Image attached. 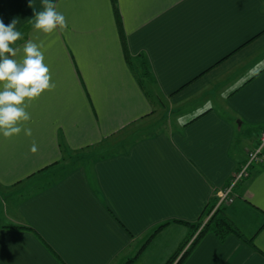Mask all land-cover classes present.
Listing matches in <instances>:
<instances>
[{
  "label": "crops",
  "instance_id": "crops-1",
  "mask_svg": "<svg viewBox=\"0 0 264 264\" xmlns=\"http://www.w3.org/2000/svg\"><path fill=\"white\" fill-rule=\"evenodd\" d=\"M51 2L66 27L45 34L42 0H0L55 84L26 101L31 136L0 133V264H165L260 142L264 0ZM160 108L168 127L130 134ZM215 213L241 236L207 231L182 264H264V150Z\"/></svg>",
  "mask_w": 264,
  "mask_h": 264
},
{
  "label": "clouds",
  "instance_id": "clouds-1",
  "mask_svg": "<svg viewBox=\"0 0 264 264\" xmlns=\"http://www.w3.org/2000/svg\"><path fill=\"white\" fill-rule=\"evenodd\" d=\"M43 10L33 8V28L36 33L51 34L57 27H66V18L57 11L51 0H42ZM29 7H32L30 0ZM18 20L5 24L0 19V133L5 138L19 135L22 131L31 136L30 128L23 127V122L30 120L26 110L29 103L40 97L43 92L55 87L49 67L44 63L42 44L29 40L24 44L22 59H16L18 49L13 47L22 38L17 30ZM38 39V35L36 37ZM37 151L33 143L31 149Z\"/></svg>",
  "mask_w": 264,
  "mask_h": 264
},
{
  "label": "trees",
  "instance_id": "trees-1",
  "mask_svg": "<svg viewBox=\"0 0 264 264\" xmlns=\"http://www.w3.org/2000/svg\"><path fill=\"white\" fill-rule=\"evenodd\" d=\"M141 69H142V71H141L142 76L141 77L142 78L145 77L146 79H149L150 75H151V72H150L148 64H147V62L145 60L142 63V68ZM209 209L211 210L212 207H209V208H207L205 210V212L203 214V217L205 216V214L208 213V211H210ZM218 213H215L210 218V220L202 228H201L202 220L192 224L191 232L189 234L188 239L186 240L187 242L200 229V231L198 232L194 242L192 243V246L190 248H187V250L181 255L180 252H181V250H183V247H184V245H183L181 250H179L178 252L174 253L167 260V262L165 264H182L183 261L185 260V258L187 257V255L191 252L192 248L196 245V243L200 239V237H202V235H204L207 231H213L219 237L220 240H224L230 233H235V234L241 236L239 230L234 226V224L229 219H227L226 217L219 216ZM163 226L164 225H162L159 228H157V230H155L154 233H156ZM176 260H177V262L175 263Z\"/></svg>",
  "mask_w": 264,
  "mask_h": 264
},
{
  "label": "built area",
  "instance_id": "built-area-1",
  "mask_svg": "<svg viewBox=\"0 0 264 264\" xmlns=\"http://www.w3.org/2000/svg\"><path fill=\"white\" fill-rule=\"evenodd\" d=\"M264 150V131L262 132L260 142L258 146L249 154V159L246 164H244L237 172H235L233 178L231 179L230 184L225 187L224 189L220 190L218 192L217 201L214 204L211 216L215 214V212L223 205L227 203V201L230 198V195L232 193L233 188L240 183L243 179L248 177L249 175V168L252 165L254 161H257L260 159V156L262 155V152ZM211 217L208 218V221ZM194 240V239H193ZM191 241V243L193 242Z\"/></svg>",
  "mask_w": 264,
  "mask_h": 264
},
{
  "label": "rangeland",
  "instance_id": "rangeland-1",
  "mask_svg": "<svg viewBox=\"0 0 264 264\" xmlns=\"http://www.w3.org/2000/svg\"><path fill=\"white\" fill-rule=\"evenodd\" d=\"M145 78V77H144ZM161 109V108H160ZM161 112H159V114H157V116L156 117H154V118H152V119H149V121L148 122H151L150 124H152V127H150V125H149V127L147 128V127H145V125H144V127H143V125L140 123V124H136L133 128H132V130L130 131V134L131 133H133L134 131H138L139 132V135H144V134H146V133H148V132H151V130H155V131H157L158 130V128H162V127H168V124L171 122L169 119V117L167 116V114H168V109H165V108H163V109H161L160 110ZM163 120L165 121V125H160L162 122H163ZM157 122V123H156ZM170 127V126H169ZM140 128H142L141 130H139ZM127 135H129L128 133H125V134H120L118 137L116 136V138H115V140H112L113 142H116V141H120L122 138H124L125 136H127ZM109 144V142H107V143H105V144H103V146H101L100 148H98L97 150H96V152L95 153H97V152H100V151H104L106 148H108L109 146H107ZM94 152V149H90V150H86L85 151V153L86 152ZM88 154V153H87ZM261 157V156H260ZM69 160V159H68ZM42 179H40V181L41 180H44V177H41ZM236 187V186H235ZM235 187L233 188V190L232 191H234V189H235ZM11 190L12 189H8V190H4V194H8V193H10L11 192ZM213 208V207H212ZM210 210V209H209ZM211 211H212V209L210 210V211H208V213L207 214H205V216L203 217V219H202V226L204 225V223H207L208 222V218L209 217H212L211 216ZM201 226V227H202ZM194 236V235H193ZM192 236V237H193ZM191 237V238H192ZM191 238H190V240H191ZM190 240L184 245V247H183V250H181V252H180V254L182 255L186 250H187V247H188V243L190 242ZM180 256V255H179ZM178 256V257H179ZM178 260V259H177ZM177 260L175 261V263L177 262Z\"/></svg>",
  "mask_w": 264,
  "mask_h": 264
}]
</instances>
